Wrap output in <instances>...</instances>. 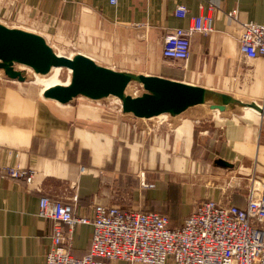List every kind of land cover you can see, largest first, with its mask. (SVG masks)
Masks as SVG:
<instances>
[{"label":"crops","instance_id":"crops-1","mask_svg":"<svg viewBox=\"0 0 264 264\" xmlns=\"http://www.w3.org/2000/svg\"><path fill=\"white\" fill-rule=\"evenodd\" d=\"M178 5L188 10L186 18L175 17ZM234 9L237 20L227 16ZM200 15L213 18V31L192 36L186 64H164L167 31L187 28ZM0 21L76 48L75 56L100 67L184 83L264 110L258 102L264 58L239 53L241 24L264 23V0H0ZM42 89L0 83V165L32 172L29 184L1 173L0 264H43L53 227L38 216L43 196L74 205L84 217L96 205L159 212L174 229L202 201L244 208L248 192L264 188V116L253 109H211L218 103L210 98L202 109L144 126L125 117L131 113L87 98L46 99ZM236 89L252 100L234 96ZM91 233V225L74 227V257L89 253Z\"/></svg>","mask_w":264,"mask_h":264},{"label":"built area","instance_id":"built-area-1","mask_svg":"<svg viewBox=\"0 0 264 264\" xmlns=\"http://www.w3.org/2000/svg\"><path fill=\"white\" fill-rule=\"evenodd\" d=\"M187 13L184 5H178L174 15L184 19ZM237 13L234 9L227 16L237 20ZM241 27L239 53L248 60L264 58V23L246 22ZM212 31L210 15L192 17L187 28L170 29L164 37L161 61L186 64L192 36ZM3 169L12 179L31 182V171L0 165V176ZM141 185L154 186L144 181ZM38 216L53 221L51 245L43 264H264V188L251 189L244 208L202 201L174 229L159 212L96 205L91 215L84 217L75 214L74 205L46 196L39 199ZM76 225L92 226L89 253L82 258L71 254Z\"/></svg>","mask_w":264,"mask_h":264},{"label":"water","instance_id":"water-1","mask_svg":"<svg viewBox=\"0 0 264 264\" xmlns=\"http://www.w3.org/2000/svg\"><path fill=\"white\" fill-rule=\"evenodd\" d=\"M0 61V68L5 69L7 77L19 82H24L25 78L9 67L13 62L28 66L38 74H46L52 67L71 69L73 75L70 87H57L43 96L61 104L68 103L79 95L93 101L114 96L122 100L123 113H131L137 118H151L162 114L174 117L187 108L205 104L212 98L217 99L218 105L211 106V109L224 111V105L232 104L242 109H253L264 116V110L255 104H244L198 87L159 77L115 72L96 65L82 55L69 60L55 54L42 36L1 24ZM131 81L140 84L146 93L137 98L125 96V89Z\"/></svg>","mask_w":264,"mask_h":264},{"label":"rangeland","instance_id":"rangeland-1","mask_svg":"<svg viewBox=\"0 0 264 264\" xmlns=\"http://www.w3.org/2000/svg\"><path fill=\"white\" fill-rule=\"evenodd\" d=\"M0 24L7 27V28H16L14 27L15 25L10 24V23H5L0 21ZM28 32V31H27ZM45 41L47 42V44L49 46H51L52 51L57 54L58 56H65L66 58H68L69 60L73 59V57L75 56V53L77 51V49H72L70 47H63V44H59V41H53L51 40L49 37L47 36H43ZM1 63V61H0ZM14 72H19L24 78L25 81L23 82V84H19V82L17 80H12L10 78L7 77L5 69L4 68H0V83L1 84H5V83H10L11 85L14 86H20L23 87L24 85L29 86L31 88H33V90L38 93V90H40V88L43 87L42 89V96L45 95L46 92L60 87V88H68L71 86L72 84V75H73V71L71 69L64 68V67H52L50 68V71L46 74H38L35 73L33 71V69H31L28 66H25L23 64L17 63V62H13L10 66H9ZM146 91L143 89V87L136 83V82H129L124 95L125 96H129L132 98H137V97H141L143 94H145ZM231 93L236 96V97H240V98H246L247 100L252 98L248 95H245L243 93V90L240 89H236L234 91H231ZM81 98L86 99L83 96H77L75 98H73L71 101H79ZM88 100V99H87ZM91 101V100H88ZM259 104L264 106V99L258 100ZM93 103H98L100 106H110L114 109H118L120 110V114L123 113L122 111V100L118 97H114V96H107V97H103L100 98L96 101H93ZM203 105V104H201ZM196 109H202V107L199 106H194V107H189L187 108L184 113L182 114L185 115L187 113H189L190 111L196 110ZM255 112V111H254ZM251 112H244L242 113L243 117H253V115L251 116ZM125 117H128L129 119L133 120V121H137L139 123H142L144 126H149V125H155L157 124L158 121H169L172 117L169 114H162L159 115L157 117H151V118H137L135 116L132 115H126ZM181 117V116H180Z\"/></svg>","mask_w":264,"mask_h":264}]
</instances>
